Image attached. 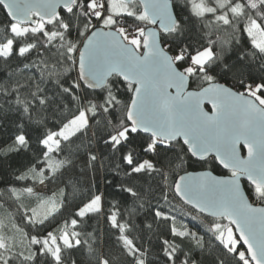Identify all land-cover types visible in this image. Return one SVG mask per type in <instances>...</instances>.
<instances>
[{
  "label": "snow or ice",
  "instance_id": "obj_1",
  "mask_svg": "<svg viewBox=\"0 0 264 264\" xmlns=\"http://www.w3.org/2000/svg\"><path fill=\"white\" fill-rule=\"evenodd\" d=\"M0 10V125L15 129L0 162L27 154L0 181V264H77L81 250L88 264H156L154 252L163 264H264V0H0ZM101 148L119 155L111 171H123L115 188L131 206L105 212L89 185L49 230L81 193L78 161L82 173L105 166ZM46 182L64 185L59 202L36 191ZM177 199L190 210L177 214ZM100 215L115 251L86 230Z\"/></svg>",
  "mask_w": 264,
  "mask_h": 264
},
{
  "label": "trees",
  "instance_id": "obj_2",
  "mask_svg": "<svg viewBox=\"0 0 264 264\" xmlns=\"http://www.w3.org/2000/svg\"><path fill=\"white\" fill-rule=\"evenodd\" d=\"M5 20V14L2 10H0V21ZM99 91V90H97ZM15 131L14 127L8 123L7 126L0 125V146H2L5 142H10L11 135ZM102 153V160L104 162V167L101 168L99 164L97 165V168L95 170H87L85 173L81 172L82 168V160L78 161L77 167L71 173L72 180L74 182H78V186L81 189V193L77 194L76 200H73L71 196H69L68 201L66 202V206L61 209L59 213L55 214V219L52 220L51 225L49 227V230H52L57 226V223H62L64 219L70 218L72 213L74 212V208L72 205L77 202L80 198V195H87L89 185H95L92 188L93 192H102L104 194V209L105 212H108L110 209V206L113 202L118 201L121 206V211L123 212L126 208L131 206V200H126L124 193H119L117 189L115 188V185L120 183L125 177L123 176V171L120 172L119 175H116L114 172L111 171V168L115 166L116 163H119V155L116 154L115 157L108 152L107 149L101 148ZM150 155V154H149ZM145 158H149L146 156ZM27 162V154H21L20 156L13 155L8 161L0 162V181H5L10 179L11 177L7 175L8 172L11 171V169L8 167L9 164L12 165V167H19ZM201 169H208L216 174H227L226 170H223L222 168H219L217 170L216 168H201L200 165L192 164V166L189 168L190 171L194 170H201ZM107 180H112L113 183L111 185H108L106 183ZM134 183H142V181H135ZM45 192H41L40 195L44 197L45 199L54 198L57 202L60 200V193L59 189L64 187L63 184H60L59 182L56 183H45ZM2 186V185H0ZM39 186V184L36 185V188ZM55 194V196H53ZM176 205L177 208V214H179L181 211L188 212L189 206L183 205L182 202H180L178 199L173 202ZM183 219L187 222L189 220V217L184 216ZM138 220H143V216L141 215ZM191 222L189 226L191 227ZM87 231H93L95 230L96 235L102 240L103 246L106 249H111L113 251L117 250V244H116V237L114 235V230L110 228V225L106 222L105 217L103 215L100 216H93L92 218L87 220L86 225ZM204 229H201V234H203ZM148 237H145V240H147ZM208 237H206V240ZM157 239L155 237L152 238L150 243L155 246L157 244ZM212 246L215 247V244L217 242L212 241ZM73 258L77 259V264H88V256L86 251L81 250L78 252H73L71 254ZM154 261H156V264H163L162 254L161 258L157 260L155 252L153 255Z\"/></svg>",
  "mask_w": 264,
  "mask_h": 264
},
{
  "label": "water",
  "instance_id": "obj_3",
  "mask_svg": "<svg viewBox=\"0 0 264 264\" xmlns=\"http://www.w3.org/2000/svg\"><path fill=\"white\" fill-rule=\"evenodd\" d=\"M210 109H211V105H206V107H205V110L206 111H210ZM242 155H247V150L246 149H242ZM204 170H208V169H201V170H194V171H204ZM223 170H225V169H223ZM209 171H211V170H209ZM227 171V170H226ZM212 172V171H211ZM212 174L213 175H219V174H216V173H214V172H212ZM225 175H227V174H225ZM181 202V201H180Z\"/></svg>",
  "mask_w": 264,
  "mask_h": 264
},
{
  "label": "rangeland",
  "instance_id": "obj_4",
  "mask_svg": "<svg viewBox=\"0 0 264 264\" xmlns=\"http://www.w3.org/2000/svg\"><path fill=\"white\" fill-rule=\"evenodd\" d=\"M46 188H45V185H39L37 188H36V191L41 193V192H45Z\"/></svg>",
  "mask_w": 264,
  "mask_h": 264
}]
</instances>
